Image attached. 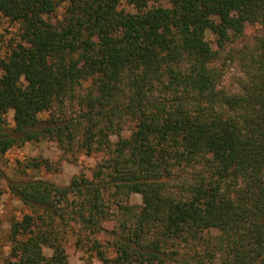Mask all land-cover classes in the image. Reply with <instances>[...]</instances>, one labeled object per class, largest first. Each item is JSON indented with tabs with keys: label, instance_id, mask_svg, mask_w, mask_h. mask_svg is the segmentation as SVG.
<instances>
[{
	"label": "trees",
	"instance_id": "16d2710c",
	"mask_svg": "<svg viewBox=\"0 0 264 264\" xmlns=\"http://www.w3.org/2000/svg\"><path fill=\"white\" fill-rule=\"evenodd\" d=\"M66 1L53 23L56 0H0L20 33L0 50V158L51 141L98 159L9 185L26 212L4 264H69V242L84 264H264V0Z\"/></svg>",
	"mask_w": 264,
	"mask_h": 264
},
{
	"label": "rangeland",
	"instance_id": "374dc122",
	"mask_svg": "<svg viewBox=\"0 0 264 264\" xmlns=\"http://www.w3.org/2000/svg\"><path fill=\"white\" fill-rule=\"evenodd\" d=\"M59 3V8L51 17L53 23H57L63 14L64 7L68 4L66 0H56ZM120 9L128 8L125 1L122 0L119 6ZM259 32L256 26L247 25L244 31V36L238 39L234 45L240 46L248 43ZM209 42H213V37L207 36ZM20 42L19 26L10 22L6 18L0 16V50L2 53L17 46ZM238 76L237 71L232 65L225 72L224 84L231 86L234 79ZM10 126H13L12 113L8 115ZM96 156H85L84 154H76L74 157L63 158L61 151L54 142L41 141L39 143L27 144L21 148H15L7 152L0 158V169L4 177L0 179V264H4V260L10 252L8 242V233L10 222L13 219H19L26 209L10 192L9 185L20 180L28 178H36L43 181L51 182L58 186L68 185L70 179L79 174L83 168L93 167L97 162ZM35 160H43L50 163L48 169L42 165L38 170L28 169L27 173H22L21 168L27 166ZM50 168V169H49ZM129 203L140 204L139 196H131ZM69 264H84V259L87 255L76 250L72 243L66 246ZM96 264V263H95Z\"/></svg>",
	"mask_w": 264,
	"mask_h": 264
}]
</instances>
